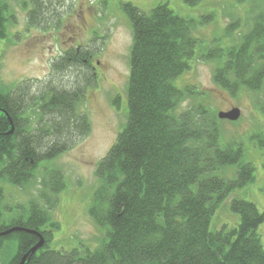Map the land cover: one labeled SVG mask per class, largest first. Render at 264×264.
Here are the masks:
<instances>
[{"label": "trees", "instance_id": "16d2710c", "mask_svg": "<svg viewBox=\"0 0 264 264\" xmlns=\"http://www.w3.org/2000/svg\"><path fill=\"white\" fill-rule=\"evenodd\" d=\"M201 0H185L196 5ZM51 0H31L30 27H42ZM131 29L128 113L123 129L96 165L97 184L88 214L103 229L99 246L67 251L51 247L59 228L52 218L56 195L65 181L44 163L63 153L89 130L79 106L86 83L40 88L0 87V264H19L43 238L42 247L24 264H264L258 227L264 220L255 203L238 197L229 202L238 222L217 226L214 217L231 193L254 181L255 168L244 160V147L222 136L215 112L198 103L178 111L194 91L175 80L188 71L199 40L196 21L167 4L144 13L124 3ZM8 6L0 0V40L6 38ZM205 18V17H204ZM238 20L226 26L230 34ZM87 47L71 48L52 63L54 70L89 67ZM204 60L219 62L213 77L235 93L258 91L264 82V12L229 48H205ZM27 84V83H26ZM264 111V105L262 106ZM264 148V132L253 135ZM6 185L35 186L38 193L25 205L6 206ZM213 225V227H212Z\"/></svg>", "mask_w": 264, "mask_h": 264}, {"label": "rangeland", "instance_id": "374dc122", "mask_svg": "<svg viewBox=\"0 0 264 264\" xmlns=\"http://www.w3.org/2000/svg\"><path fill=\"white\" fill-rule=\"evenodd\" d=\"M3 1L8 6L6 38L0 40V87L4 91L24 84L35 94L49 83L67 87L83 82L86 74L90 77L84 102L79 106L80 111L87 113L88 132L77 136L55 159L44 163L57 169L65 181L51 211L53 220L59 224L52 248L67 251L84 245L94 250L104 236L103 229L88 214V207L97 184L96 165L127 120L132 29L122 8L124 3H131L144 13L167 4L178 15L196 21L193 31L199 40L196 56L189 70L175 80L178 88L189 87L194 94L180 104L178 111L198 103L208 106L216 115L239 108L238 120H223L222 136L239 141L244 147V160L255 168L254 181L231 193L214 222L219 226L226 221L228 228L238 222L237 215L229 210L233 197L249 200L264 212V148H259L253 138L264 132V82L256 92L243 87L231 93L214 80L219 62L201 58L205 48L238 45L240 35L264 12V0H201L193 6L185 0H51V4L47 3V19L39 28L27 24L31 0ZM237 20L238 27L228 34L226 26ZM76 47H87L91 52L88 68L67 73L52 68L63 52ZM4 190L8 207L25 205L38 193L35 186L29 185L22 188L6 185ZM258 234L264 246V220Z\"/></svg>", "mask_w": 264, "mask_h": 264}, {"label": "water", "instance_id": "95a60500", "mask_svg": "<svg viewBox=\"0 0 264 264\" xmlns=\"http://www.w3.org/2000/svg\"><path fill=\"white\" fill-rule=\"evenodd\" d=\"M240 114H241L240 113V109L236 108V107H233V108H231L230 110H227V111H220L218 113V117L220 119H224V120L236 121V120L239 119ZM17 229H20V228L12 227V228L8 229L7 231H5L3 233H0V234H6V233H8V232H10L12 230H17ZM43 242H44L43 238H40V240L29 250V252L26 253L23 256V258H22V260L20 261L19 264H24L26 259H27V257L29 256V254L30 253H34L38 248L42 247Z\"/></svg>", "mask_w": 264, "mask_h": 264}, {"label": "flooded vegetation", "instance_id": "af4514ba", "mask_svg": "<svg viewBox=\"0 0 264 264\" xmlns=\"http://www.w3.org/2000/svg\"><path fill=\"white\" fill-rule=\"evenodd\" d=\"M230 110V109H229ZM225 111H227V110H225Z\"/></svg>", "mask_w": 264, "mask_h": 264}]
</instances>
